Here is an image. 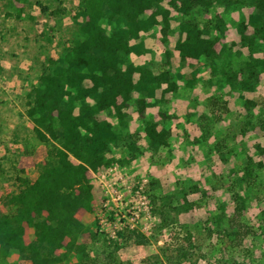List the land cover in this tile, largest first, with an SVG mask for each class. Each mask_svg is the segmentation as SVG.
I'll list each match as a JSON object with an SVG mask.
<instances>
[{
	"label": "rangeland",
	"instance_id": "374dc122",
	"mask_svg": "<svg viewBox=\"0 0 264 264\" xmlns=\"http://www.w3.org/2000/svg\"><path fill=\"white\" fill-rule=\"evenodd\" d=\"M80 3L0 0V212L8 210L4 198L21 188L20 177L34 179L47 162L49 146L37 138L27 115L29 93L39 84L44 70L54 68L50 60L62 58L82 37ZM41 4L48 9L43 10ZM19 8L23 9L20 18ZM253 10L252 5L225 9L215 3L196 13L210 36H220L218 50H231L235 67L249 52L240 44L238 24ZM172 15L173 26L177 27L181 14L173 9ZM103 23L111 28L109 22ZM178 37L175 32L164 44L157 27L142 35L150 51L129 56L136 63L152 62L156 72L168 68L177 83L176 90L166 93L163 90L167 84L159 88L148 99L145 110L147 118L159 122V128L171 129L170 145L159 151L150 149L146 122L137 102H133L130 130L141 152L130 164L123 165L119 160L128 156L129 150L115 146L108 165L89 170L94 210L78 212L89 227L78 238L87 255L60 249L57 254L61 259L56 264H106L113 256L116 263L123 264H149L158 258L159 264H264V233L257 229L264 209V150L257 147L264 148V72L256 91L233 90L225 85L222 74L213 75L205 62H181L175 49ZM167 47L173 51L168 65L164 58ZM247 98L256 101L250 111L245 106ZM105 117L117 124L111 113H105ZM247 164L253 173L242 181ZM156 180L159 185L153 186ZM191 182H196L200 191L188 194L190 208L186 209L188 203L179 193ZM235 192L246 195L241 222L246 221L257 231L239 242L220 232L222 226L230 227ZM163 195L173 196L168 209L158 198ZM176 205L182 210L177 211ZM162 207L164 213L158 210ZM132 229L148 236L149 242H127L125 232ZM33 236V229L27 228L26 241ZM179 245L193 253L172 263L168 256L175 258ZM8 260L7 264H33L18 253H12Z\"/></svg>",
	"mask_w": 264,
	"mask_h": 264
},
{
	"label": "trees",
	"instance_id": "16d2710c",
	"mask_svg": "<svg viewBox=\"0 0 264 264\" xmlns=\"http://www.w3.org/2000/svg\"><path fill=\"white\" fill-rule=\"evenodd\" d=\"M215 3L225 9L254 7L250 16L238 24L240 44L249 51L238 67L232 61L231 50H218L220 36H210L197 18V12L208 10ZM41 6L43 10L48 9L46 5ZM173 9L181 14L177 27L172 22ZM17 16L23 17L22 8ZM80 16L82 37L75 40L62 58L50 60L54 68L44 70L39 84L29 93L27 115L37 138L49 146L48 158L35 180L20 177L19 191L4 198L8 210L0 212L1 264H7L12 253L30 259L33 264H56L61 259L57 254L60 249H74L87 255L78 238L89 227L78 217V212L94 210V186L89 170L108 165L115 146L129 150L128 156L119 160L123 165L130 164L141 152L130 130L133 116L129 109L133 102H137V109L146 122L150 149L159 151L170 145L171 129L159 128V122L147 118L145 110L148 99L164 84H167L164 93L178 86L168 68L156 72L152 62L136 63L129 57L132 53L141 55L150 51L142 40L143 34L160 27L162 41L167 44L170 35L178 32L175 49L181 62L188 59L205 62L211 73L222 74L225 85L233 90L256 91L264 72V0H81ZM250 26L252 33H249ZM172 56L173 51L167 47L164 52L167 65ZM194 81L195 78L191 79V83ZM255 105V100H245L249 111ZM105 113H111L117 124L107 119ZM248 122L255 127L252 119ZM257 147L264 150L260 145ZM250 161L252 165L253 159ZM250 164L242 181L252 176ZM156 185L159 180L153 182ZM197 191L200 187L196 182L181 187L179 195L188 203L186 209L190 208L188 194ZM234 195L236 207L228 219L230 227L222 226L220 232L239 242L257 231L240 220L246 209V195L241 192ZM158 198L167 209L172 205V195ZM174 208L182 210L180 205ZM158 210L164 213L163 207ZM258 219L257 229L264 233V209ZM27 228L33 229L30 242L25 239ZM125 233L127 242L134 240L143 245L150 239L135 229ZM190 245H193L191 241ZM192 253L187 246L179 245L177 256H168V259L178 263ZM116 261L113 256L106 264H123ZM159 261V258L150 260L149 264H159Z\"/></svg>",
	"mask_w": 264,
	"mask_h": 264
},
{
	"label": "crops",
	"instance_id": "0c3cea01",
	"mask_svg": "<svg viewBox=\"0 0 264 264\" xmlns=\"http://www.w3.org/2000/svg\"><path fill=\"white\" fill-rule=\"evenodd\" d=\"M236 41H237V39H236ZM40 173V172H39ZM39 175V174H38ZM38 177V176H37ZM37 177H35L34 179H32V180H35Z\"/></svg>",
	"mask_w": 264,
	"mask_h": 264
}]
</instances>
